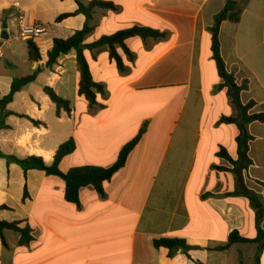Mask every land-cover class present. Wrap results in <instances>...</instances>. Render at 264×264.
<instances>
[{"label":"crops","instance_id":"crops-1","mask_svg":"<svg viewBox=\"0 0 264 264\" xmlns=\"http://www.w3.org/2000/svg\"><path fill=\"white\" fill-rule=\"evenodd\" d=\"M91 1L110 2L117 10L95 8L90 19L77 13L78 4ZM231 1L247 4L240 15L222 22L221 56L237 85L248 82L241 103H255L250 114L264 113V0ZM78 2L0 0V36L4 24L8 36L0 38V99L14 80L37 73L6 107L12 115L0 129V153L20 160L40 157L49 166L58 147L73 139L76 149L59 165L61 172L85 165L108 168L144 125L145 134L104 184V197L85 187L79 205L65 201L60 178L25 173L0 157V207L8 209L0 211V221L27 227L32 236L29 245L20 246L17 232L4 231L0 264H264V248L257 252L256 244L211 251L225 246L232 232L252 240L258 228L264 231V122L246 126L252 137L247 170L217 156L223 148L238 158L237 126L219 123L237 112L227 89L217 88L221 79L209 33L227 0ZM62 15L70 16L57 21ZM32 23L49 28L48 37L34 40L39 62L29 60L26 41L18 36L20 24ZM85 26L91 32L84 44L134 26L166 33L161 40L128 39L134 60L118 51L124 72L106 48L84 51L93 81L104 90L96 97L103 108L92 111L78 95L75 52L46 66L52 41L66 40ZM43 87L67 100L72 112L57 116ZM173 238L193 248L188 257L170 258L167 249L153 246L154 240Z\"/></svg>","mask_w":264,"mask_h":264},{"label":"trees","instance_id":"trees-1","mask_svg":"<svg viewBox=\"0 0 264 264\" xmlns=\"http://www.w3.org/2000/svg\"><path fill=\"white\" fill-rule=\"evenodd\" d=\"M77 3L78 0H75ZM247 1L242 4L235 3L234 1L227 0L222 11L215 17L213 26L209 29L211 35V54L212 59L215 63V67L219 78L221 79V84L218 85V89H227V94L231 99L233 106L236 109V117H221L219 123L221 124H234L237 126L239 134L236 138L237 142V160L234 161L223 148H220L217 156L221 159L227 161L230 165L236 167L240 164L241 170H247L251 165V160L248 157L249 152V142L252 137L248 135L246 126L252 122H264V113L260 114H250V111L254 108L255 103L249 102L243 105L240 100V94L246 91L248 88V82L243 81L240 85H237L233 74L229 73L226 69L225 63L221 56L220 43H219V31L222 22L229 19L231 14L235 13L240 15L245 8ZM95 8L105 9V10H117L116 7L110 2L104 1H91L87 6L78 4L77 13L83 14L87 19H90ZM70 15H62L57 18L60 21ZM91 32V28L85 26L81 31L74 33L70 38L66 40L54 39L52 41L51 50L47 53L46 66L52 68L57 60L61 56H66L71 52H75L76 63L79 69L80 79L78 84V95L83 97L88 103V109L90 111L95 109H102L103 105L97 103L96 97L98 95L102 96L104 90L102 85L93 81L89 66L84 57V51L92 52L95 49L106 48L110 60H112L117 69L120 72L126 70L122 58L118 51L126 57L128 61H133L134 56L126 45V41L130 38L138 37L142 40L153 39L161 40L166 38V33L156 31L146 27L134 26L132 28L118 31L112 35L104 36L91 44H84V38L87 34ZM28 49V58L32 62H39L40 52L39 48L34 41H26ZM94 58V56H93ZM36 72L24 78L16 79L13 81L11 90L9 94L0 99V129L5 127L4 120L7 116L12 115L11 112L6 111V107L13 100L16 93L20 92L26 85L32 83L36 78ZM44 94L51 100V102L56 107V115L58 116L61 111L70 114L72 112L70 103L67 100L59 97L53 89L50 87H43ZM31 121L35 126L40 125L39 122L33 121L28 117L22 116ZM144 125L138 134L126 145H124L117 157L116 162L108 167H96V166H76L70 168L66 172H61L59 170V165L68 156H70L76 149V145L73 139H69L62 145L58 147L55 152L53 162L51 165H46L40 157H27L25 159H17L11 156H4L0 153V157L4 158L8 162L16 163L25 173L28 170H38L43 171L47 175H52L60 178L65 183V201L74 205H79V192L82 188L92 187L93 190L100 196L104 197L103 186L105 183L110 182L112 177L120 171L126 164L129 154L137 146V144L142 139L145 134ZM218 170H222L218 168ZM27 198V193L24 191L22 201L24 202ZM251 203L255 208H258L254 204L252 197H249ZM8 210L7 207L1 206L0 211ZM260 211V210H259ZM14 231L20 235L19 245L27 246L32 241L31 230L29 228L20 229L18 228V223H7L0 221V237L3 239L4 231ZM256 244L257 252H261L264 248V231L257 229V236L255 239H244L238 236L237 232H232L228 237V242L225 246L211 249V251H226L233 244ZM6 246V245H5ZM153 246L155 248H165L168 250V256L170 258L177 254H183L188 257V254L193 248L186 245L184 240L181 239H159L154 240ZM256 264V260H255Z\"/></svg>","mask_w":264,"mask_h":264},{"label":"built area","instance_id":"built-area-1","mask_svg":"<svg viewBox=\"0 0 264 264\" xmlns=\"http://www.w3.org/2000/svg\"><path fill=\"white\" fill-rule=\"evenodd\" d=\"M48 29V26L42 23L20 24L18 27V36L25 41H34L38 38L48 37Z\"/></svg>","mask_w":264,"mask_h":264},{"label":"water","instance_id":"water-1","mask_svg":"<svg viewBox=\"0 0 264 264\" xmlns=\"http://www.w3.org/2000/svg\"><path fill=\"white\" fill-rule=\"evenodd\" d=\"M5 28H6V25L4 24V25L2 26V29H4V31L2 32L0 38H1V39H4V40H7V39H8V36H7L6 32H5Z\"/></svg>","mask_w":264,"mask_h":264},{"label":"rangeland","instance_id":"rangeland-1","mask_svg":"<svg viewBox=\"0 0 264 264\" xmlns=\"http://www.w3.org/2000/svg\"><path fill=\"white\" fill-rule=\"evenodd\" d=\"M23 42L20 41V39L17 40V42L15 43V46L18 47L17 49H19V45H21ZM23 45V44H22ZM20 75L23 74V72H25V70L20 69Z\"/></svg>","mask_w":264,"mask_h":264}]
</instances>
